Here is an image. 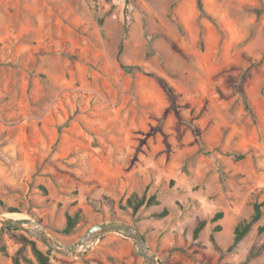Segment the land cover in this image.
<instances>
[{
    "label": "rangeland",
    "instance_id": "374dc122",
    "mask_svg": "<svg viewBox=\"0 0 264 264\" xmlns=\"http://www.w3.org/2000/svg\"><path fill=\"white\" fill-rule=\"evenodd\" d=\"M133 193L159 204L132 214ZM0 215L62 246L124 222L158 264H264V0H0ZM35 242L51 264H146L119 233ZM19 248L3 232L0 264Z\"/></svg>",
    "mask_w": 264,
    "mask_h": 264
},
{
    "label": "trees",
    "instance_id": "16d2710c",
    "mask_svg": "<svg viewBox=\"0 0 264 264\" xmlns=\"http://www.w3.org/2000/svg\"><path fill=\"white\" fill-rule=\"evenodd\" d=\"M123 69L126 73H131L136 68L123 67ZM136 70L140 71L139 69ZM242 158L243 157L241 155L237 157L238 160ZM158 204L159 201L157 200L155 195L146 197L145 195L138 196L137 194L133 193L126 199L123 208L129 209L132 212V214H136L139 211V209L142 207H151V206H156ZM262 207H263V203H258L256 202V200L253 202L251 216L248 219L242 220L235 225L233 229L232 244L225 250V252H231L235 248V246L248 234L251 227L263 217ZM166 214H167L166 210H162L160 213H158L155 216L162 218L166 216ZM221 218H222V213L218 212L214 215L211 221L215 222ZM77 222H78L77 215L68 216L66 218L65 228L63 232L66 234L71 233ZM204 226H205V221H198L196 223V226L192 232V236L194 239L197 238L198 234L202 231ZM219 230H220L219 226H216L214 228V231H219ZM5 231L10 233L11 236H13L16 239V241L20 244V248L11 258L12 264H22V261L30 263V261L26 260L24 255L22 254L26 247L29 248V251L31 252V255L33 256L36 264H51L48 256L49 250L42 251L37 246V243L34 240L30 239L29 237H27L22 233H18L16 229L11 226H7V227L2 226L0 229V235H2L3 232ZM257 232L259 234L264 233V225L258 226ZM210 241L215 250L221 251V249L216 245L214 238L212 236L210 237ZM263 247H264V243L262 245V248ZM1 250L5 251L4 247H2Z\"/></svg>",
    "mask_w": 264,
    "mask_h": 264
},
{
    "label": "water",
    "instance_id": "95a60500",
    "mask_svg": "<svg viewBox=\"0 0 264 264\" xmlns=\"http://www.w3.org/2000/svg\"><path fill=\"white\" fill-rule=\"evenodd\" d=\"M35 223L37 226L41 228V226L32 221H10L0 219V224L3 227L11 226L16 230L23 232L28 237L32 238L35 241L40 242L47 249H51L57 253L63 255H74L76 254V248L79 245H84L89 243L92 245L101 235L107 233H119L122 234L125 238L130 239L136 247L138 254L142 257V259L146 262V264H158L157 259L152 255L149 250V247L146 245L144 237L134 228L129 226L124 222H108V223H100L95 224L90 227L85 234L73 245L70 246H62L56 240L51 238L46 234V232L41 228V230L37 233H33L31 229L25 228L24 225Z\"/></svg>",
    "mask_w": 264,
    "mask_h": 264
},
{
    "label": "bare ground",
    "instance_id": "6f19581e",
    "mask_svg": "<svg viewBox=\"0 0 264 264\" xmlns=\"http://www.w3.org/2000/svg\"><path fill=\"white\" fill-rule=\"evenodd\" d=\"M3 217H5L4 219H11V220H17V219H23L24 217L22 215H0V219ZM25 228H29L31 229V231L33 233H38L41 228L39 226H37L35 223H30V224H27V225H24ZM89 243H86L84 245H79L77 248H76V252H83L85 251L88 247H89Z\"/></svg>",
    "mask_w": 264,
    "mask_h": 264
}]
</instances>
